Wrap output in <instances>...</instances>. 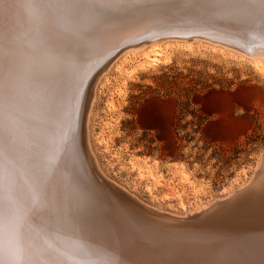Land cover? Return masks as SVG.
Listing matches in <instances>:
<instances>
[{
  "label": "snow or ice",
  "instance_id": "1",
  "mask_svg": "<svg viewBox=\"0 0 264 264\" xmlns=\"http://www.w3.org/2000/svg\"><path fill=\"white\" fill-rule=\"evenodd\" d=\"M190 10L226 14L264 39V0H0V264H98L61 242L86 231L93 202L70 169L71 128L52 141L72 71L109 27ZM254 264H264V243Z\"/></svg>",
  "mask_w": 264,
  "mask_h": 264
},
{
  "label": "bare ground",
  "instance_id": "2",
  "mask_svg": "<svg viewBox=\"0 0 264 264\" xmlns=\"http://www.w3.org/2000/svg\"><path fill=\"white\" fill-rule=\"evenodd\" d=\"M197 41L209 42L227 54L249 57L264 74V39L231 16L203 10L142 14L123 25L111 26L72 71L52 141L58 143L71 128L77 155L70 169L93 193L86 231L61 236L65 245H79L89 251L82 258L98 264H142L146 260L254 264L259 260L264 243V152L248 182L213 202L175 212L147 202L111 178L92 146L90 120L107 73L115 67L132 78L154 63L171 61L175 45L192 48ZM127 85L128 78L124 79ZM107 105L111 111L119 108L114 93ZM102 141L109 151L110 140L102 135ZM142 163L141 170L159 166L157 162ZM179 171L187 179L185 171ZM148 190L153 192V187ZM164 195L168 198L171 193ZM182 209L186 210L185 203Z\"/></svg>",
  "mask_w": 264,
  "mask_h": 264
},
{
  "label": "rangeland",
  "instance_id": "3",
  "mask_svg": "<svg viewBox=\"0 0 264 264\" xmlns=\"http://www.w3.org/2000/svg\"><path fill=\"white\" fill-rule=\"evenodd\" d=\"M173 49L171 61L154 63L133 79L113 67L98 89L90 132L111 178L153 205L186 212L253 176L264 152V74L249 57L206 41ZM113 93L119 108L111 111ZM142 162L159 166L141 170Z\"/></svg>",
  "mask_w": 264,
  "mask_h": 264
},
{
  "label": "water",
  "instance_id": "4",
  "mask_svg": "<svg viewBox=\"0 0 264 264\" xmlns=\"http://www.w3.org/2000/svg\"><path fill=\"white\" fill-rule=\"evenodd\" d=\"M137 220H139V218H136Z\"/></svg>",
  "mask_w": 264,
  "mask_h": 264
}]
</instances>
